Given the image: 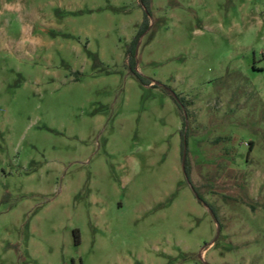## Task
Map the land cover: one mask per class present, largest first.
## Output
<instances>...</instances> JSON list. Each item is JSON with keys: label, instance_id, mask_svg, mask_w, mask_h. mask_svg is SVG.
<instances>
[{"label": "rangeland", "instance_id": "374dc122", "mask_svg": "<svg viewBox=\"0 0 264 264\" xmlns=\"http://www.w3.org/2000/svg\"><path fill=\"white\" fill-rule=\"evenodd\" d=\"M0 264H264V0H0Z\"/></svg>", "mask_w": 264, "mask_h": 264}, {"label": "trees", "instance_id": "16d2710c", "mask_svg": "<svg viewBox=\"0 0 264 264\" xmlns=\"http://www.w3.org/2000/svg\"><path fill=\"white\" fill-rule=\"evenodd\" d=\"M141 4L143 2V0H140ZM147 24V16L145 15L144 17V21H143V26ZM139 37V33L135 36L132 44H131V47L127 50V55H128V62H129V66H130V70L131 72L135 75V77L140 81V82H144V79L136 72V70L134 69V61H133V48L135 47L136 45V42H137V39ZM184 150V144L182 143V150H181V153L183 152ZM77 241V240H76Z\"/></svg>", "mask_w": 264, "mask_h": 264}]
</instances>
